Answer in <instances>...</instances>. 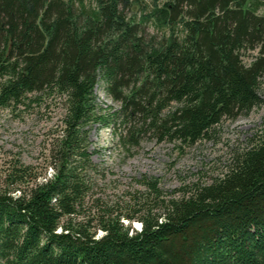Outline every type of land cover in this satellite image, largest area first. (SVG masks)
Wrapping results in <instances>:
<instances>
[{
    "label": "trees",
    "instance_id": "16d2710c",
    "mask_svg": "<svg viewBox=\"0 0 264 264\" xmlns=\"http://www.w3.org/2000/svg\"><path fill=\"white\" fill-rule=\"evenodd\" d=\"M261 81L264 0H0V109H63L44 165L0 172V264H264V132L209 183L167 196L143 176L122 204L95 192L87 142L96 124L127 155L197 143L259 106Z\"/></svg>",
    "mask_w": 264,
    "mask_h": 264
},
{
    "label": "rangeland",
    "instance_id": "374dc122",
    "mask_svg": "<svg viewBox=\"0 0 264 264\" xmlns=\"http://www.w3.org/2000/svg\"><path fill=\"white\" fill-rule=\"evenodd\" d=\"M94 1L84 0L87 5ZM135 11L136 8L126 11V16L131 17ZM147 31L150 34L155 32L150 27ZM255 55V52L245 53L244 63H249ZM95 94L102 107L118 108V104L105 95L101 85L95 88ZM258 95L261 100L259 106L234 120L223 119L207 139L191 145L157 142L146 136L127 155L117 144L112 126L92 125L88 129V151L104 176L95 192L109 203L122 204L133 196L135 190L143 191L136 183L143 176L157 180L167 196H178L179 190L193 183H209L225 171L232 152L244 147L247 138L255 132H264L262 81ZM62 117L61 104L51 100L39 107L0 109V172L15 157L25 165L43 166ZM46 172L48 175L50 170ZM131 227L134 231L141 228L136 221L131 223Z\"/></svg>",
    "mask_w": 264,
    "mask_h": 264
}]
</instances>
